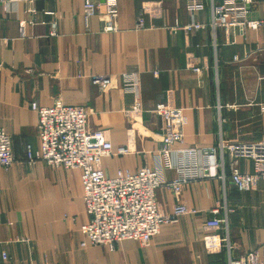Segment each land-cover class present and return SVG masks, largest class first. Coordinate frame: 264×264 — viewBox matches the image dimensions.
I'll use <instances>...</instances> for the list:
<instances>
[{"label":"crops","instance_id":"0c3cea01","mask_svg":"<svg viewBox=\"0 0 264 264\" xmlns=\"http://www.w3.org/2000/svg\"><path fill=\"white\" fill-rule=\"evenodd\" d=\"M248 1L246 17L264 20V0ZM204 2L202 11L189 13L177 0H117V31L108 33L98 17L103 7L86 23L83 0H0V128L14 160L0 169V264H228L247 251L264 255V183L238 191L230 166L235 161L251 173L253 165L225 148L264 136V29H213L212 6L222 0ZM139 13L143 26L136 28ZM192 21L204 29L185 33L181 27ZM122 74L137 77V115L129 112L134 99L121 90ZM93 75L110 76L109 86L92 85ZM58 100L90 112L88 132H104L113 148L100 162L107 177L157 165L163 121L151 111L162 103L181 118L183 138L173 150L222 143L219 178L184 185L179 202L196 213L162 224L147 247L132 240L91 245L81 232L88 222L81 171L26 162V147L39 146L30 104ZM125 146L127 154L115 153ZM215 158L219 164L220 153ZM176 175L163 169L158 178ZM154 199L163 215L178 203L165 188ZM212 217L224 220L219 234L230 249L206 251L204 225Z\"/></svg>","mask_w":264,"mask_h":264},{"label":"built area","instance_id":"2783aa9c","mask_svg":"<svg viewBox=\"0 0 264 264\" xmlns=\"http://www.w3.org/2000/svg\"><path fill=\"white\" fill-rule=\"evenodd\" d=\"M177 1L183 2L189 13L202 11L205 5L204 0ZM248 3V0H222L220 4L213 5L210 26L225 31L237 28L241 32L264 29V20L246 17ZM100 7H103V13L98 14L103 24L102 31L115 33L117 0H83L84 20L88 23ZM142 26L139 13L136 28ZM181 28L189 33L204 29V25L192 21ZM194 72L198 73L199 69H194ZM120 79L122 92L134 99L129 112L137 115L141 109L137 77L135 74H122ZM90 81L104 90L109 86L111 77L93 75ZM30 108L37 115L39 146L35 151L26 147V162L30 165L39 161L54 169L81 171L82 200L88 216V223L81 228V232L91 245L113 248L121 241L132 240L147 247L162 224L175 223L184 215L196 213L179 202L182 187L196 179L216 177L217 168L223 169L222 143L217 147L172 149V146L182 142L181 118L177 111L162 103L156 104L151 111L163 121L161 145L156 152L157 165L142 168L133 174L118 173L111 178L100 169V162L113 153V148L103 131L88 132L89 111L83 107L63 105L59 100L50 107L31 103ZM225 148L235 159L245 158L253 165L251 173L241 172L235 161L230 166L229 178L238 191L247 192L259 182L264 183V136L257 142L232 144ZM128 152L127 146L115 149L117 155ZM172 153L177 155V164L171 161ZM217 153H220L219 164L215 158ZM195 158L201 161L193 163ZM13 161L10 136L0 128V169L7 170ZM163 169H175V179L159 181L158 176ZM220 178L224 179V173ZM158 188L167 189L178 201L168 215L159 213L156 207L154 193ZM218 212V209L211 211L213 215ZM223 224L224 220L216 217L205 222L202 243L208 253L218 252L224 247L230 249L227 240L219 234ZM1 258L6 259V255L1 253ZM228 264H264V255L260 257L255 251H247L239 259H229Z\"/></svg>","mask_w":264,"mask_h":264},{"label":"rangeland","instance_id":"374dc122","mask_svg":"<svg viewBox=\"0 0 264 264\" xmlns=\"http://www.w3.org/2000/svg\"><path fill=\"white\" fill-rule=\"evenodd\" d=\"M193 72H194V69H193ZM87 223H88V222H87ZM87 223H86V224H87ZM86 224H85V225H86ZM81 228H82V227H81ZM96 246H97V245H96Z\"/></svg>","mask_w":264,"mask_h":264}]
</instances>
